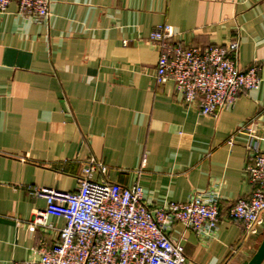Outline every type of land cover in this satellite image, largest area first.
<instances>
[{
    "label": "crops",
    "instance_id": "1",
    "mask_svg": "<svg viewBox=\"0 0 264 264\" xmlns=\"http://www.w3.org/2000/svg\"><path fill=\"white\" fill-rule=\"evenodd\" d=\"M50 12L39 23L11 2L0 14V264L35 261L58 241L61 220L33 227L45 201L27 189L74 192L90 159L109 182L141 185L150 207L216 191L212 233L175 224L169 237L190 264H247L264 215L250 235L229 211L251 193L236 131L252 129L264 150V0H51ZM160 25L184 45L237 40L239 68L257 66L259 88L217 118L185 106L171 81L154 82Z\"/></svg>",
    "mask_w": 264,
    "mask_h": 264
},
{
    "label": "built area",
    "instance_id": "2",
    "mask_svg": "<svg viewBox=\"0 0 264 264\" xmlns=\"http://www.w3.org/2000/svg\"><path fill=\"white\" fill-rule=\"evenodd\" d=\"M11 2L16 3L20 15L39 23H47L51 16V0H0V14ZM173 36L169 25H160L150 33L149 39L159 51L154 82L161 85L171 81L185 106L196 105L201 115L217 118L242 93L259 88L258 67L239 68L237 40L190 46L174 41ZM243 133L248 150L244 174L251 193L233 204L229 217L254 235L264 215V150L260 147L262 139L252 129L240 127L236 131ZM95 172L102 178L92 180ZM106 172L102 161L90 159L74 192L28 188L45 201L33 227H47L48 217L61 220L63 225L58 241L40 250L35 261L13 264H190L183 247L169 237V232L173 225L181 224L200 236L212 233L219 220L216 191L193 192L184 203L150 207L143 201L141 185L111 183L105 178Z\"/></svg>",
    "mask_w": 264,
    "mask_h": 264
},
{
    "label": "water",
    "instance_id": "3",
    "mask_svg": "<svg viewBox=\"0 0 264 264\" xmlns=\"http://www.w3.org/2000/svg\"><path fill=\"white\" fill-rule=\"evenodd\" d=\"M264 260V238L261 241L257 251L253 255V257L250 259V261L247 264H261Z\"/></svg>",
    "mask_w": 264,
    "mask_h": 264
}]
</instances>
